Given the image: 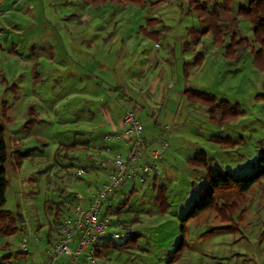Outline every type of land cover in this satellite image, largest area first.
Returning <instances> with one entry per match:
<instances>
[{
  "label": "rangeland",
  "instance_id": "rangeland-1",
  "mask_svg": "<svg viewBox=\"0 0 264 264\" xmlns=\"http://www.w3.org/2000/svg\"><path fill=\"white\" fill-rule=\"evenodd\" d=\"M246 3L247 0H234L229 13L220 12L219 24L226 28L222 39L226 46L234 34L257 50L250 23L237 16L239 7ZM143 30L157 31L153 32L159 34L157 44ZM203 31L195 14L187 13V6L180 0H144L143 6L107 3L100 7L82 0L0 2V106H6L2 123L9 154L3 210L5 218L21 214L24 220L17 222L18 231L12 237L0 236V264H39L30 258L33 247L41 250L40 264H44L57 239L54 219L62 201L80 196L86 201L108 179L105 170L77 174L90 155L98 154L90 143L99 139L101 131L94 115L89 114V122H83L88 117L82 98L76 95L79 88H68L67 81L72 72L82 74L87 70L85 64L92 51L86 46L91 47V43L106 44L114 37L113 47L132 43L134 52L136 47L143 50V43L155 44V49L172 43L176 44V60L181 64L182 53L192 51H185L186 41L188 48L201 45L193 61L189 58L183 65L186 69L190 63L199 67L196 81L206 88L202 89L204 93L208 91L215 99L211 103L215 118L223 112L231 115L233 107L240 111L237 119L223 122L210 120L208 114L194 115L198 136L186 130L182 132L188 142L165 137L169 145L164 162L172 167V175L154 182L130 181L109 195V211L114 214L120 210L119 215H112L116 219L113 227L133 229L139 238L135 248L99 250L94 264L166 263L180 239L181 218L205 182L206 169L193 170L187 163L196 153L207 154L208 167L236 175L250 172L264 149V97L259 96L264 94V73L254 68L249 50L240 60L231 61L225 55V46L214 44L212 33L201 34ZM210 47L215 50L210 51ZM204 55L212 62V71H205ZM97 56L94 55L96 60ZM114 58L108 56L106 61ZM70 144L77 147L56 153L61 146ZM159 187L165 188V205L163 197L156 198ZM132 188L135 192L130 201L120 209L119 203ZM222 202L219 200L217 207ZM231 203L232 212L228 209L227 214H221L215 207L187 223V249L174 264H264V179L247 193L233 197ZM225 226L235 231L220 230L201 238L204 232ZM25 231L32 232L39 242H29L28 251L22 252L20 239ZM80 263L90 264L84 255Z\"/></svg>",
  "mask_w": 264,
  "mask_h": 264
},
{
  "label": "crops",
  "instance_id": "crops-1",
  "mask_svg": "<svg viewBox=\"0 0 264 264\" xmlns=\"http://www.w3.org/2000/svg\"><path fill=\"white\" fill-rule=\"evenodd\" d=\"M153 32L147 31L149 34ZM178 38L179 36L175 40ZM148 39L152 38L148 37ZM152 40L157 44L158 39ZM113 42H115L114 37L106 44L99 42L97 46L92 43L89 44L91 47L86 46L90 52L92 51V55L89 54V61L92 57L94 64L87 59L85 64L87 70H82V74L72 72L70 81H67L68 88H79L76 95L82 98V103L85 105L83 110H87V117L90 114L97 118L99 132L101 131L100 137L95 143L90 144L97 148L99 157L108 158L106 149L115 153L129 147V143L121 135L122 119L128 110L134 111L142 124L143 137L149 143L148 149L158 144L157 139L161 138L165 127L172 131L168 138L174 137L175 141L178 139L185 141L186 135L182 131L186 130L191 135L194 132V135L198 136L199 127L194 115L208 114L206 115L208 118L210 116L206 106H199L197 104L199 102L193 97L187 98L189 96L187 92L190 90L203 92L202 89L206 88L196 81L199 67L190 63L191 67L186 69L183 64H187L189 58L193 61L194 54L199 52L201 45L196 44L198 46L188 48L186 41L187 50L185 51L192 49L193 52L190 51L187 55L182 53L183 63L181 64L176 60V44L172 46V43H169L166 47L161 44L160 48L155 49V44L143 43L141 46L144 45L145 48L142 50L141 47H136L134 52L132 43H121L119 47H113ZM180 44H183V39H180ZM209 50L213 51L215 48L210 47ZM93 54L98 55V61ZM108 56H115V58L109 62L106 61ZM207 57L208 55L203 57L204 69L212 71L210 65L212 62ZM188 69H190L189 72ZM205 93L212 95L208 91ZM94 98H100V100L92 102L91 99ZM89 120L88 117L83 122L88 123ZM165 152L160 163L161 176L152 178V182L173 174L172 167L164 162ZM103 173L107 176L106 171ZM80 201L82 205H87L88 200L85 201L82 198ZM39 251L41 250L33 247L29 255L32 261L38 260L40 264L42 254Z\"/></svg>",
  "mask_w": 264,
  "mask_h": 264
},
{
  "label": "trees",
  "instance_id": "trees-1",
  "mask_svg": "<svg viewBox=\"0 0 264 264\" xmlns=\"http://www.w3.org/2000/svg\"><path fill=\"white\" fill-rule=\"evenodd\" d=\"M2 0H0L1 2ZM85 4L100 7L101 5H105L107 3H114L123 5L126 3H134L135 5L143 6L144 0H82ZM234 0H180V3H184L187 6V13H194L197 20L204 27V31L201 34H207L209 32L213 35L214 44L224 45V41L222 37L225 36V31H223V26L219 24L220 22V12L224 11L226 13L230 12L231 6ZM237 16L246 19L252 28L254 41L258 44L259 48L257 50H252L249 47L247 40L245 38L236 39L235 35L232 34L230 36L229 44L224 45L226 52V57L231 61L240 60L244 52L249 50L252 57V64L255 69L264 73V0H247L245 6L239 7L237 10ZM150 25V24H148ZM226 29V28H224ZM145 35L152 39H158V33H147V31L143 30ZM198 40V39H197ZM189 96L188 99L193 97L199 103H203L208 108V113L210 116V120H215V122H223L229 118L237 119L238 115H240L239 109L237 107L230 108L229 113L231 115L228 116L227 112H223L222 115L218 118H215V114L213 111L215 110L212 107V102L215 101L213 96L201 92L190 90L187 92ZM264 97V94L259 95ZM227 109L229 108L228 103H225ZM6 106H0V236L10 237L17 233V222H19L18 217H7L5 218V211L3 207L6 203V190L8 186V181L6 177V163L8 161V148L5 142V130L3 126V121L5 118ZM164 133V128H163ZM161 134L162 137L164 134ZM143 141L148 148V142L145 140L142 134ZM229 141V140H228ZM76 144L64 145L61 146L60 149L56 150L58 153L60 150H64L66 152H70L76 148ZM188 165L193 170H197L200 168H205L206 173L204 174L205 182L200 186V189L197 193V197L194 199L192 204L189 206L187 213L181 218L180 222V239L178 243L175 245L174 250L172 251V256L166 261L165 264H174L180 257L183 251L187 249L186 244V225L187 223L193 219L198 217L199 215L205 213L216 207V209L221 212H227L228 209L232 212L234 205L231 203V199L235 196L243 195L247 193L253 186L260 183L264 179V149L260 150L259 155L255 162L252 164L250 168V172L246 174L236 175L230 171H222L217 168L208 167V158L207 154L204 151L196 153L195 156L187 161ZM81 168H84L86 171L96 172L97 168L91 167L88 160H86V164H84ZM154 190V188H153ZM118 191V190H117ZM134 188H132L122 202L119 203V208H125L130 201V195L134 193ZM116 193L113 192L112 194ZM165 193L164 187H159L156 198H162ZM92 196V195H91ZM91 196L88 198L90 200ZM77 198V197H75ZM81 198V196H80ZM82 199V198H81ZM81 199H70V201L81 200ZM107 200V199H106ZM109 203L104 207L102 205V216L107 217L109 219V230L115 229L113 226L116 225V219L112 217V215H119L120 210H117L114 214L110 210L111 206V197L108 198ZM164 197L162 199L164 205ZM222 200V205L218 206V201ZM109 211V212H108ZM56 214V218L54 222L59 219L60 211ZM228 213V212H227ZM226 213V214H227ZM223 214V213H221ZM112 217V218H109ZM119 229V227H116ZM133 230V229H132ZM235 231L232 227H216L212 228L207 232H204L201 235V238L206 236H210L217 231ZM233 231V232H234ZM139 238L138 235L133 231V235L121 239L119 241H123L121 244L113 243V239L109 237H105L102 239L96 248L95 256H98L99 250L108 251L111 250H122L124 248H135L136 240ZM79 264H82L79 262Z\"/></svg>",
  "mask_w": 264,
  "mask_h": 264
},
{
  "label": "built area",
  "instance_id": "built-area-1",
  "mask_svg": "<svg viewBox=\"0 0 264 264\" xmlns=\"http://www.w3.org/2000/svg\"><path fill=\"white\" fill-rule=\"evenodd\" d=\"M143 127L134 111L125 113L122 119V137L129 143L127 149L112 153L106 149L110 158L92 154L88 158L91 167L108 172V179L91 196L87 205L80 200H64L60 206V217L54 222L57 239L48 252L44 264H79L80 256L94 264L98 243L105 237L121 240L133 235V230L120 228L109 230V219L102 216V205L110 194L125 183H140L161 176L160 160L168 147L166 136L172 131L164 128V135L157 146L148 149L142 138ZM84 168L77 170L78 176L84 175ZM25 225V223H24ZM38 243L39 239L30 231H25L20 239V251H28V243Z\"/></svg>",
  "mask_w": 264,
  "mask_h": 264
},
{
  "label": "water",
  "instance_id": "water-1",
  "mask_svg": "<svg viewBox=\"0 0 264 264\" xmlns=\"http://www.w3.org/2000/svg\"><path fill=\"white\" fill-rule=\"evenodd\" d=\"M18 218H19V221H20L21 223H23V222H24V220H23V217H22V215H21V214H18Z\"/></svg>",
  "mask_w": 264,
  "mask_h": 264
}]
</instances>
